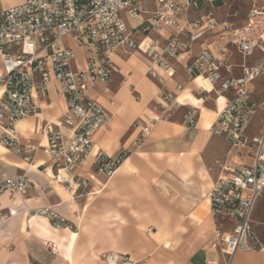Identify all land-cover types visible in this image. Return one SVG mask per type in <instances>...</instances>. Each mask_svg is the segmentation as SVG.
I'll return each mask as SVG.
<instances>
[{"label":"crops","instance_id":"obj_1","mask_svg":"<svg viewBox=\"0 0 264 264\" xmlns=\"http://www.w3.org/2000/svg\"><path fill=\"white\" fill-rule=\"evenodd\" d=\"M24 1L0 0V4L7 8ZM203 6L200 2L191 8L189 16L196 17L205 9ZM151 7H155L153 0ZM144 18L127 15L131 27ZM232 21L239 25L245 19ZM150 37L165 43L167 34L152 33ZM143 38L140 36V40ZM65 42L75 50L78 66L84 67L86 51L72 38ZM217 42V34L195 41L191 49L171 61L172 76L157 68L165 84L148 75L151 61L142 51L127 49L112 54L121 72L89 91L112 113V119L96 133L93 155L73 174L91 180L87 196L73 197L63 184L52 179L44 152L49 135L46 123H59L67 104L55 80L44 92L36 89V113L18 121L16 127L23 148H41L25 160L0 144V179L26 172L35 185L26 195L0 197V264H109L106 257L110 253L124 255L126 264H264V247L238 249L229 257L222 246H212L218 228L228 232L235 225L233 220L216 217L212 212L209 193L221 173L220 163H251L253 138L263 129L259 111L246 129L241 147L235 148L227 139L210 132L226 98L217 92L218 86L194 76L187 66L202 48ZM253 56L252 64L245 61ZM240 57L244 59L241 62L237 61ZM229 58L233 75L239 78L243 66L260 62L264 53L257 49L244 57L230 46ZM3 72L0 54V76ZM259 79L249 85L257 97L264 88L256 84ZM178 85L184 86L178 92V105L167 118H159L156 102L165 89L176 90ZM199 88L205 91L199 93ZM192 110L196 128L186 119ZM137 120H153L152 130L140 146H136L141 130L134 125ZM99 149L111 157L127 153L109 179L96 170L94 154ZM39 208L53 209L65 225L55 227L47 216L36 214ZM252 225L264 246V192L256 204ZM52 244L56 245L55 252Z\"/></svg>","mask_w":264,"mask_h":264},{"label":"built area","instance_id":"obj_2","mask_svg":"<svg viewBox=\"0 0 264 264\" xmlns=\"http://www.w3.org/2000/svg\"><path fill=\"white\" fill-rule=\"evenodd\" d=\"M153 1L154 8L152 0H25L7 8L0 4V54L4 63L0 76V144L25 160L41 148H23L16 125L36 113V89L44 92L55 80L67 110L59 123H46L49 135L44 152L52 168V179L63 184L73 197L87 196L91 180L73 174L93 155L96 133L112 119V113L89 95L96 84L107 83L121 72L112 54L127 49L142 51L151 61L148 75L165 84L157 68L172 76V60L191 49L198 39L217 34L218 42L202 48L187 66L194 76L218 86L217 92L226 98L209 130L237 148L244 145L245 131L259 111L263 115V129L253 138L251 163H220L221 173L209 193L212 212L216 217L233 220L235 225L228 232L218 228L212 246H222L229 257L238 249L262 248L252 221L264 192V98L257 100L249 85L258 78L264 81V58L252 66L244 65L242 76L236 78L229 52L230 46H235L244 57L257 49L264 53V1L262 5L254 2L239 25L232 20L221 21L206 9L191 18L190 9L203 0ZM127 15L146 18L131 27ZM152 33L167 34L165 43L153 40ZM140 36L144 38L140 40ZM68 38L86 51L84 67L78 66L75 50L65 42ZM183 89V85H178L176 90L167 88L162 92L155 106L159 118L169 116L179 103L178 92ZM204 91L199 88V93ZM186 119L188 125L197 127L193 110ZM152 121L134 122L141 129L136 146L145 141ZM94 156L97 172L107 179L124 159L108 156L100 149ZM34 186L26 172L8 175L0 179V197L26 195ZM36 214L47 216L57 228L65 225V220L51 208H39ZM51 249L55 252L56 245L52 244ZM106 260L109 264L127 263V258L118 253H110Z\"/></svg>","mask_w":264,"mask_h":264},{"label":"rangeland","instance_id":"obj_3","mask_svg":"<svg viewBox=\"0 0 264 264\" xmlns=\"http://www.w3.org/2000/svg\"><path fill=\"white\" fill-rule=\"evenodd\" d=\"M264 0H222V4L217 6L215 1L213 0H203L201 2L204 3L203 8L206 10H212L215 15L220 19H232L234 21H241L246 19L249 10L252 8L253 3L256 2L258 5H262ZM201 8V7H200ZM236 13V15H233ZM263 54H260V56ZM244 59L242 57L238 58L237 61L241 62ZM245 61H248L252 64L255 61V57H248ZM263 81V79H262ZM261 79L256 81V84L260 87H264V81ZM261 87V88H262ZM261 93H259L257 100H261L264 97V88Z\"/></svg>","mask_w":264,"mask_h":264},{"label":"trees","instance_id":"obj_4","mask_svg":"<svg viewBox=\"0 0 264 264\" xmlns=\"http://www.w3.org/2000/svg\"><path fill=\"white\" fill-rule=\"evenodd\" d=\"M217 6H220L222 4V0H214ZM127 155L126 152H121L118 157L124 158Z\"/></svg>","mask_w":264,"mask_h":264},{"label":"bare ground","instance_id":"obj_5","mask_svg":"<svg viewBox=\"0 0 264 264\" xmlns=\"http://www.w3.org/2000/svg\"><path fill=\"white\" fill-rule=\"evenodd\" d=\"M0 93H1V90H0Z\"/></svg>","mask_w":264,"mask_h":264}]
</instances>
